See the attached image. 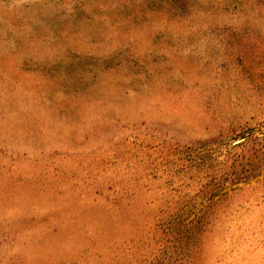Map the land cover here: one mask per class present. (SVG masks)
Returning a JSON list of instances; mask_svg holds the SVG:
<instances>
[{"label":"rangeland","instance_id":"374dc122","mask_svg":"<svg viewBox=\"0 0 264 264\" xmlns=\"http://www.w3.org/2000/svg\"><path fill=\"white\" fill-rule=\"evenodd\" d=\"M0 264H264V0H0Z\"/></svg>","mask_w":264,"mask_h":264}]
</instances>
